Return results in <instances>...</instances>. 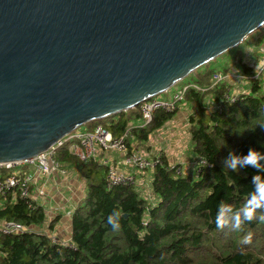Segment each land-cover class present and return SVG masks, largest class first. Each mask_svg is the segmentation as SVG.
<instances>
[{"label":"trees","instance_id":"1","mask_svg":"<svg viewBox=\"0 0 264 264\" xmlns=\"http://www.w3.org/2000/svg\"><path fill=\"white\" fill-rule=\"evenodd\" d=\"M263 36L264 30L257 31L255 42L264 44ZM240 45L223 72L210 68L211 61L196 69V80L189 83L205 90L189 88L182 101L191 109L188 124L194 152L206 161L196 176L178 175L165 165L153 168L150 201L134 186L108 187L105 165L81 161L67 147L61 148L57 159L66 169L77 167L85 179L86 191L71 215L72 245L52 243L43 229L47 213L42 207L33 211L20 199L0 201L1 220L32 228L0 236V264H264V201L253 199V177L264 180V130L259 127L264 124V90L259 77L254 78L242 99L229 103L223 96L232 89L231 80L214 84L213 77L230 74L232 64L241 66L244 74L257 73L254 65L260 59L248 65L239 55ZM209 94L211 106L205 103ZM176 112L156 111L150 125L134 128L135 138L147 139ZM140 119L137 106L88 126L102 124L118 136ZM250 148L258 154L256 168L242 163L240 155ZM233 157H237L235 168L229 167ZM162 158L169 164L164 154ZM221 210L224 225L218 228L216 216ZM249 211L251 219H246ZM112 213L119 214L118 230L107 223ZM56 218L47 223L49 229L59 221ZM249 234V242L244 243Z\"/></svg>","mask_w":264,"mask_h":264},{"label":"water","instance_id":"2","mask_svg":"<svg viewBox=\"0 0 264 264\" xmlns=\"http://www.w3.org/2000/svg\"><path fill=\"white\" fill-rule=\"evenodd\" d=\"M264 27V0H0V162L139 106Z\"/></svg>","mask_w":264,"mask_h":264},{"label":"built area","instance_id":"3","mask_svg":"<svg viewBox=\"0 0 264 264\" xmlns=\"http://www.w3.org/2000/svg\"><path fill=\"white\" fill-rule=\"evenodd\" d=\"M259 52L261 54L260 61L264 60V44L261 45ZM263 71V70H262ZM262 71L256 74H228L221 75L215 73L214 84L219 81L230 80L243 84V80L254 79L260 76ZM189 88L197 90H205L195 83L186 84L178 88L173 95V100L168 101L160 99L157 96L142 102L140 107L141 119L136 125L131 124L126 127L118 136H114L102 124H96L92 129L87 131L74 130L59 139L55 144L50 146L47 150L40 152L37 155L23 158L14 161L0 162V201L16 202L18 199L22 200L26 206L35 211L42 207L43 203L38 200L39 196H45V191L38 187V182L43 177H53L56 174L67 175L68 170L62 165V162L57 159V153L61 148L67 147L69 152L81 161L94 160L100 161L107 167L106 185L108 187L116 185L139 186V174L147 169H153L159 165L166 168H173L175 173L183 175V165L177 164H164L162 154L151 158L143 154L135 145L134 128H145L150 125L154 120L155 113L158 110L166 112H173L178 110L179 104L185 99ZM208 89V88H207ZM247 92H237L228 88L224 94L225 101L229 103H236L242 99V95ZM219 108V106L215 107ZM117 151L121 155V159L114 165L108 157L98 159L101 153L107 154ZM203 159L199 164L197 172L201 171V164H205ZM35 167V173L28 171H17L16 168ZM36 187V190L35 188ZM38 192V196L35 192ZM30 226L13 220L0 219V236L4 235H17L26 231H31ZM52 243L62 245H72L70 242H63L60 237L49 235Z\"/></svg>","mask_w":264,"mask_h":264},{"label":"rangeland","instance_id":"4","mask_svg":"<svg viewBox=\"0 0 264 264\" xmlns=\"http://www.w3.org/2000/svg\"><path fill=\"white\" fill-rule=\"evenodd\" d=\"M264 30V27L260 30ZM257 31L252 33L249 37H247L243 42L242 45H240V57L246 62L248 65H250L252 62H256L257 59H260V52L259 49L262 44L256 43L254 39V35L257 34ZM261 33L259 32V35ZM264 38V36H263ZM239 46V45H238ZM237 47V46H236ZM236 47L230 49V51H227L214 60L211 61L210 63V68H216L218 71L223 72L225 70V66L228 64L226 62L231 63L233 61V56L234 52L236 51ZM255 66V65H254ZM205 67H200L199 70L203 69ZM231 74H244L245 71L244 69L239 66L238 64H232L230 66L229 71ZM233 78L231 77L230 80ZM196 80V75L195 71H193L191 74H189L187 77L176 83L173 87L168 89L167 91L163 92L162 94L158 95L157 97L160 99L172 101L173 100V95L174 92L180 88L188 84L190 81H195ZM244 85L239 86L236 85L235 83L231 84L230 86L232 87L233 91L241 92V91H249V89L252 86V80L247 79L243 80ZM259 82L261 85V88L264 90V70L262 71L261 75L259 76ZM236 86V87H235ZM234 87V88H233ZM205 103L208 106H211L212 101H211V96L206 95L205 97ZM185 102H181L179 104V108L177 112L175 113L174 117L171 119L169 123H167L165 126L162 128L156 129V130H151V133L149 134V137L147 139L145 138H135L133 143L137 145V149H139L143 154L153 158V156L158 155L160 152L162 154L166 153V156L168 157V160L171 161L172 163L170 164H177L175 162H180L183 165V175L187 176L190 173H192L194 176H196V173L199 168V164L201 160L199 159V156L194 152V145L191 140V134H190V125L188 124V117L190 114V106L185 105ZM124 112V111H123ZM91 124V123H88ZM88 124L80 126L77 130L79 131H87V126ZM169 130V132L167 131ZM117 155L120 156V154L117 151H114ZM184 161V162H181ZM188 161V163H187ZM179 164V163H178ZM67 170L68 173L67 175L65 174H57L61 175L62 179L58 183V188H60L57 191V194L60 196L58 200L60 201L62 198L63 203L69 198L72 201H75L76 203L78 202L79 198H82L83 194L85 193V179L77 169V167L74 166H69ZM17 171H28L30 173H35V167L30 166V167H25V168H16ZM141 179L139 180L140 186L136 187V189L141 193L142 196L147 197L150 201H153V194L151 191V182L153 179V174H152V169H147L143 171V173L140 174ZM53 197V194L51 195ZM64 197V198H63ZM67 197V198H66ZM65 199V201L63 200ZM57 199H54V204H59ZM80 201V200H79ZM71 202V205L72 206ZM50 208V204L48 206ZM53 209L52 212L50 213L53 216ZM66 216L68 214L66 213ZM59 218V223L56 224L58 228L61 225V233L59 234L58 231L51 233V236H56L60 237L62 236L68 225L67 222L62 216H57ZM56 218V219H57ZM62 220V222H61ZM50 221L47 218L46 224H44L43 229L45 230L46 227L47 229L49 226L47 223ZM61 222V223H60ZM50 224V223H49ZM37 228V227H36ZM38 229V228H37ZM63 231V233H62ZM68 232H66V235L64 234L63 237L67 236L68 237ZM66 238V237H65ZM60 240L63 242H69L68 239H64L60 237Z\"/></svg>","mask_w":264,"mask_h":264},{"label":"crops","instance_id":"5","mask_svg":"<svg viewBox=\"0 0 264 264\" xmlns=\"http://www.w3.org/2000/svg\"><path fill=\"white\" fill-rule=\"evenodd\" d=\"M235 83V82H234ZM231 84H233V82L231 81ZM237 85H239V86H243L244 85V83L243 84H237ZM236 87V86H235ZM234 88V87H233ZM242 92V91H241ZM176 115V114H175ZM90 127L89 126H87V129H89ZM168 132H169V130H167ZM133 145H135L136 147H137V145L136 144H134L133 143ZM162 152H160L159 154H161ZM157 156V155H156ZM164 156H166V153H164ZM105 157H108L109 159H110V161H113V163H114V165H116V163L121 159V155L119 156V155H117L116 153H114V152H110V153H107V154H104V153H101V155L99 156V158L98 159H104ZM153 157H155V156H153ZM166 159H167V161L169 162V164L170 163H172L171 161H169L168 160V157L166 156ZM99 161V160H98ZM100 162V161H99ZM181 162H184V161H181ZM175 163H180L179 161L178 162H175ZM187 163H188V161H187ZM69 171V170H68ZM80 172V171H79ZM139 177V180L142 178L140 175L138 176ZM141 177V178H140ZM62 179V177H61V175H55V176H53V177H43V179H41L39 182H38V184H37V186L38 187H40V188H42L44 191H45V196H39L38 197V200L41 202V203H43L42 205V208H43V210L47 213V218H48V220H52V219H54V218H56L57 216H62V218H64L65 220H66V222H67V225H68V227H67V229H66V231H65V235H66V232H68L69 234H68V237L67 236H65V237H63V235L61 236L60 235V237H62V238H64V239H68V240H70V237H71V215H72V212L75 210V208H76V206H77V204H78V202H79V200L81 199V198H79L78 199V202L76 203L75 201H72L71 199H67L66 201H65V199H63L65 202L63 203V201H62V198H61V200L59 201L58 200V198H59V196H60V193H62L61 191L59 192V195L57 194V191H58V189L60 188V186H59V188L57 187L58 186V183L60 182V180ZM139 184H141V183H139ZM140 186V185H139ZM35 188V190H36V187H34ZM38 192L36 191L35 192V195L36 196H38V194H37ZM53 194V197L51 196ZM84 195V194H83ZM83 197V196H82ZM64 198V197H63ZM67 198V197H66ZM54 199H57L58 200V203L59 204H54ZM71 202H73L72 203V206H70L71 205ZM49 204H50V208H48V206H49ZM52 209L54 210L53 211V216L50 214L51 212H52ZM66 213L68 214V216H66ZM61 222H62V220H61ZM60 222V223H61ZM59 223V222H58ZM57 222L54 224V228H53V230H51V229H47V227H46V229H45V231L47 232V234L48 235H50V232L51 233H54V232H57L58 231V233L60 234L61 233V225H60V227L58 228V226L56 225V224H58ZM45 228V227H44ZM62 233H63V231H62Z\"/></svg>","mask_w":264,"mask_h":264},{"label":"clouds","instance_id":"6","mask_svg":"<svg viewBox=\"0 0 264 264\" xmlns=\"http://www.w3.org/2000/svg\"><path fill=\"white\" fill-rule=\"evenodd\" d=\"M264 70V60L258 61L255 63L254 66V72H259ZM259 127L264 130V124L259 125ZM231 155V153L229 154ZM242 156V163L247 164L253 168H256L257 161H258V154L256 151L253 149H249L246 154L240 155ZM237 165V157H233L231 160V164L229 167L235 168ZM253 181L255 183V188H254V197L253 199L256 201H264V180L260 179L258 176L253 177ZM245 218L246 219H251V212H246L245 213ZM107 223L111 225V228L113 230H118L120 227L119 224V214L118 213H112L107 217ZM239 224V221L237 220V225ZM224 225V220H223V210L216 216V226L222 227ZM250 234L246 235L243 238V242L247 243L250 240Z\"/></svg>","mask_w":264,"mask_h":264}]
</instances>
